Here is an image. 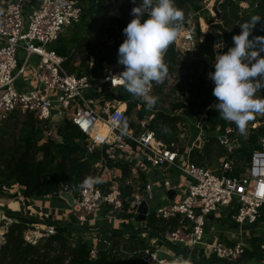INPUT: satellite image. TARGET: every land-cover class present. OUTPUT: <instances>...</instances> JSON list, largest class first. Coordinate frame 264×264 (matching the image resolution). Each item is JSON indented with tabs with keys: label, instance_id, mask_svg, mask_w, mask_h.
<instances>
[{
	"label": "built area",
	"instance_id": "1",
	"mask_svg": "<svg viewBox=\"0 0 264 264\" xmlns=\"http://www.w3.org/2000/svg\"><path fill=\"white\" fill-rule=\"evenodd\" d=\"M81 12L78 0H7L3 6L0 2V125L10 118L30 115L41 129L39 144L47 140L61 143L59 128L65 121L81 134L82 138L74 142L83 143L86 153L94 156L87 178L77 189L64 185L52 194L61 197V193H66L71 197L68 224L86 223L101 206L121 216L126 223L140 222L136 220L139 207L142 202L148 206L153 184L159 183L167 193L178 194V186L168 173V169L173 168L187 179L186 189L177 198L161 202L152 212L156 218L168 222L161 235L174 247L183 246L185 256L179 260L162 255L156 245L157 239L152 237V241L140 249L139 261L142 264H178L179 260L187 264L193 261L194 254L206 247L217 258L237 261L249 245L244 240L206 241L203 236L205 222L208 215L229 207L231 220L237 225L256 223L264 206V136L258 141L259 148L242 167L240 177L229 175L234 167L233 155L218 158L216 173L192 162V152L196 149L200 152L209 136L204 134L205 129H211L206 121L208 107L195 114L185 108L171 111V105H187L190 94L187 84L199 76L182 83L181 71L177 74L167 71L161 87L165 91L173 81L174 89L162 109L179 117V121L175 141L164 143L149 128L153 112L146 111L139 117L140 98L120 100L119 96L125 95V87L119 79L111 78L121 72L103 68L102 73L95 76L91 72V59L88 68L78 75L68 70L64 64L66 58L55 51L54 45L61 33L80 20ZM173 45L177 62L192 60L198 51L196 26L193 28L187 23L181 26ZM164 62L167 69L177 66L167 60ZM31 64L36 84L20 88L17 80L29 71ZM210 73H205L203 80L206 88L214 87ZM157 85L153 82L149 94ZM129 101H137L138 109L133 108L135 113L131 115L130 112L126 118ZM215 103L217 100L213 96L210 105ZM255 116L260 117L255 122L249 121L245 134H241L236 125L226 128L232 137L216 134L228 153L234 146L240 147L239 140H247L252 129L264 125V114ZM189 117L199 119L194 123ZM203 121L206 122L204 127ZM190 122L194 124L195 133L190 129ZM214 131L219 132L220 127L216 126ZM148 169L158 173L157 178L149 180L145 174ZM149 213L148 207L142 223L146 224ZM12 221L17 222L16 219ZM43 232L45 236L55 235L56 229L46 225ZM91 255L94 256V250ZM259 264H264V257Z\"/></svg>",
	"mask_w": 264,
	"mask_h": 264
},
{
	"label": "trees",
	"instance_id": "2",
	"mask_svg": "<svg viewBox=\"0 0 264 264\" xmlns=\"http://www.w3.org/2000/svg\"><path fill=\"white\" fill-rule=\"evenodd\" d=\"M78 1L82 10L80 20L71 27L69 33L61 36L54 45L58 55L66 58L64 64L70 72L74 70V67L71 66L74 51H81L80 48L91 41L92 29L99 20L106 21L111 18L125 28L133 18L131 9L134 5L131 0ZM202 1L175 0L176 6L184 13L181 26H184L189 20L188 12L190 9L195 13L196 18L202 17L207 22L212 19L210 11L200 6ZM253 16H261V19L254 27L252 36H264V0H257L255 7L248 13H237L233 24L228 28L221 29V37L215 33L201 34L199 27L196 26L198 51L205 54V61L211 62L215 58L213 46L218 37L222 39L225 44L224 50L227 51L232 46V36L240 32L239 25L250 20ZM217 28L220 29L221 27L217 25ZM102 60L95 61L91 67L93 75L97 76L102 73L104 68ZM164 60L169 61L171 65L177 63L173 43L164 53ZM87 68L88 64L82 61L76 74L79 75L81 70ZM205 76L206 74H201L187 84L190 93L187 105L172 104L171 111L185 108L196 114L208 107L206 121L210 124L211 129L214 130L216 126H219L220 131L217 133L232 137V133L226 132V128L235 124L218 115L214 108L216 103L210 105L213 98L211 94L213 88L204 87ZM261 95L264 96V89L261 90ZM124 97L126 98V95L119 96L122 101L126 100ZM140 104L138 115L141 118L146 113V103L141 101ZM136 105L137 101L128 102L126 118ZM178 121L179 117L171 116L169 111L161 109L150 120L149 128L155 131L159 139L169 144L175 141ZM12 125L11 118L0 125V193L13 195L20 190L25 199L52 195L64 185H72L77 189L80 183L87 178L94 156L86 153L83 143L74 142V139L82 138V136L71 123L65 121L59 128V133L63 138L61 143L47 140L41 144H39L41 129L30 115L24 116L18 133H14V126ZM252 130L248 139L245 141L240 139V147L234 146L231 153H228L227 149L219 143L216 135L209 134L201 151L196 149L192 152V162L198 165L211 166L218 158L223 156L231 158L233 155L235 158L233 159L234 167L229 175L240 177L242 166L249 161L251 153L259 148L258 141L260 137L264 136V125ZM7 136L11 139L10 144L5 143ZM124 174H127V169H124ZM7 214L14 216L17 222L12 221L7 224L3 239L0 240V264H142L139 261V251H129L126 254L115 246L94 250L89 243L81 238H77V241L71 244L69 237H71L74 228L70 225L48 223L55 227V235H49L46 238L41 237L37 241L27 240L24 238L23 231L28 225H32L36 221L20 215H12L9 212ZM258 220L264 221V206ZM167 223L156 218L155 214L151 212L146 227L163 234ZM2 225L3 223H0V226ZM147 236L152 237L151 235ZM129 239H136V236L130 235ZM156 242L161 245L159 240ZM261 242L260 238H251L249 241L251 249H246L242 257L235 262L217 258L212 253H210V262L211 264H240L253 257L261 261L264 257V249L260 248ZM139 243L140 248L147 245L143 240H140ZM93 250L94 256L91 255Z\"/></svg>",
	"mask_w": 264,
	"mask_h": 264
},
{
	"label": "clouds",
	"instance_id": "3",
	"mask_svg": "<svg viewBox=\"0 0 264 264\" xmlns=\"http://www.w3.org/2000/svg\"><path fill=\"white\" fill-rule=\"evenodd\" d=\"M132 19L123 28L117 63L123 66L119 79L127 92L141 98L150 109L157 97L150 95L153 82L160 84L167 75L164 53L174 43L184 18L175 0H131ZM146 17V18H145ZM261 16H253L239 25L232 46L215 56L209 79L218 115L236 125L245 134L248 123L264 114V36H252ZM223 48V42L216 44Z\"/></svg>",
	"mask_w": 264,
	"mask_h": 264
},
{
	"label": "crops",
	"instance_id": "4",
	"mask_svg": "<svg viewBox=\"0 0 264 264\" xmlns=\"http://www.w3.org/2000/svg\"><path fill=\"white\" fill-rule=\"evenodd\" d=\"M7 0H0L1 6L5 4ZM33 5V3H32ZM32 64L29 66V71L24 75L20 76L17 80V86L20 88L23 87H34L35 80L32 76ZM134 99L135 96L132 95L129 99ZM124 108V105H121V109ZM162 107H157L156 104L149 109L148 112H153V115L156 111ZM168 173L175 185L178 186V194H181L186 189L187 179L184 175L180 174L177 170L173 168L168 169ZM147 178L149 180H153L157 178L159 175L156 172H153L151 169L146 170L145 172ZM180 192V193H179ZM152 198L149 200L148 207L152 211L158 206L159 203L164 202L166 199H174L178 197V194L174 193L170 196L169 192L167 193L159 183H155L152 186ZM69 202L63 197H55L53 195H45V196H35L31 198L25 199L20 190L13 195L7 193H0V221L5 222L4 224H8L10 220L14 219V216L7 214L9 212L12 215H20L23 217L31 218L36 221L34 225L37 226H46L50 223L56 224H68V220L71 219V215L68 212ZM224 209H228L226 213L217 212L213 215V219L207 221L205 224L203 236L206 241L216 242L223 241L226 243H232L237 240H244L249 245V249H251L249 241L253 237L260 238L261 245L260 248L264 249V221H257L253 225H237L233 220H231L229 207ZM261 213V211H260ZM260 215V214H259ZM225 216V217H223ZM142 222V221H141ZM49 223V224H48ZM78 224L72 232L81 233L84 235L81 239L85 242L89 243V245L94 249L100 248H110L115 246L122 250L124 253H129V251H140V240H143L144 243L149 244L152 241L147 236H136V239L130 240V235H117L114 234V231H122L124 229H140L147 228L146 224H142V226H135L134 223H126L121 216L109 212L105 206L99 207L93 216L85 223ZM71 225V224H68ZM4 226V225H3ZM83 227L86 230H90V232H83L78 230L76 227ZM6 227V226H5ZM43 230V228H40ZM33 233V231H31ZM150 239V240H149ZM159 251L162 255H166L168 258L178 257L179 260L183 258L182 255L173 252L170 248H168L165 244H158ZM179 250H182L181 247H176ZM248 249V250H249ZM183 251V250H182ZM210 253L211 249L206 247L202 249L201 252L194 254L193 261L187 264H211L210 262ZM177 261L178 264H183L182 261ZM207 261L209 263H207ZM260 260H256L254 257L248 261L241 262L240 264H259Z\"/></svg>",
	"mask_w": 264,
	"mask_h": 264
},
{
	"label": "rangeland",
	"instance_id": "5",
	"mask_svg": "<svg viewBox=\"0 0 264 264\" xmlns=\"http://www.w3.org/2000/svg\"><path fill=\"white\" fill-rule=\"evenodd\" d=\"M212 2H213V0H203L200 3V6L202 8H206L209 10L211 5H212ZM256 2H257V0H231V1H228V0L224 1L223 0L219 5L220 19L217 20L215 15L212 12H210L212 15V19H210V21H208V22L202 17L196 18L195 13L190 9L188 12L189 20L187 21V25H189L190 27H193V28L195 26H198L199 32L201 34L217 33V35H220V37H221V35H222L221 29L222 28H224V29L228 28L231 24H233V22L235 21V17L237 15V13L243 14V13H248V12L252 11V9L255 7ZM217 25H219L221 28L220 29L217 28ZM186 28H188V26ZM122 30H123V27L121 25H119L118 23H116L115 21L111 20V18H108L106 21L99 20L97 22V24L92 29V34H91V38H90L91 41L85 43V45L82 46V48H80L81 51L75 50L73 53L74 58H73V61L71 63V66L74 67L73 73L76 74L77 70L80 69V64L82 61H85V63L90 65V62L92 59V63H93L92 65H94L95 61L102 60V58H104L102 60L103 61L102 65L104 68H109V69H113V70L122 72L123 66H121L117 63L118 46L124 40ZM69 32H70V29L67 28L61 33V35L63 36ZM221 41H222L221 39H218L214 42V49L216 51V53H215L216 55L219 53L225 52V50H224L225 46H223V48H221V49H217L215 47V45L220 43ZM205 58H206V56L204 53H199V51H197L196 56L192 57V60H189V58H188V60L184 59L182 61H178L176 63L177 66H174L172 68L170 67V69H168V71H170V73H175V74H177L179 71H181V74H180V76L182 78L181 82L182 83L184 81L186 82V80H188L190 77H194L195 75L200 76L201 74H205L207 72H213L214 71L213 70L214 69L213 63H215V58L213 60H211V62H209L208 60L205 61ZM210 65H212V66H210ZM205 66H206V68H204ZM81 72H83V70H81ZM161 85H162V83L158 84L154 88L153 92L150 94L152 96L157 97L156 108L157 107L158 108L159 107H165V104L167 102V98L169 97L170 92L174 89V86H173L174 82L173 81H170V84H168L165 87L166 88L165 91L163 90ZM124 94L126 95V98L124 97L126 100H129V98L132 97V94L127 92L126 89L124 90ZM141 101H143V100L140 98V102ZM140 107H141V104H140ZM140 107H138V108H140ZM138 108L136 105L135 109L137 110ZM135 109H132V111L130 113L131 115L135 113V111H136ZM145 109H146V111H149V108L147 106ZM24 116L25 115H21V116H16L14 118H11V122L13 123L12 126H14V128H13L14 133H18V130L21 126L20 124H21ZM259 117L254 116V119H252L250 122L251 123L255 122L256 120L259 119ZM262 117H264V116H262ZM189 118H192V117H189ZM197 119H199V117L192 118L191 120H193V122H194ZM205 124H206V122L203 121L202 126L204 127ZM189 126H190L191 131L195 133L194 124L190 122ZM204 134L216 135L217 132H215L213 129H205ZM5 139H6L5 143L10 144L11 139L8 136ZM206 167H208L210 170H212L215 173L218 172V169H219L218 160L215 161L213 163V165L206 166ZM174 183H176V181H174ZM148 203H149V200H148ZM160 204L161 203H159L158 206ZM150 210L152 212L151 208H150ZM227 211H228V209H221L219 212L226 213ZM223 217H225V216H223ZM0 223H3V222L0 221ZM4 223H3L4 226L3 225L0 226V240L3 239V234L5 233L6 227H7V225ZM142 224H143L142 222H137V223L135 222L134 223L135 226H139V225L142 226ZM66 225H68V224H66ZM83 225L85 226L86 224L84 223ZM70 226L75 227V225H70ZM40 228L41 227L34 225V224L28 225L27 228L23 231L24 238L27 240H31V241H37L41 237L46 238L47 236H45V233ZM31 231H33V233H31ZM145 236H147V235H145ZM82 237H84L83 234L73 231L71 233V237H69V242L71 244H74L77 241V238L79 239ZM176 247L184 248L180 244L176 245ZM207 263H209V262L207 261Z\"/></svg>",
	"mask_w": 264,
	"mask_h": 264
},
{
	"label": "water",
	"instance_id": "6",
	"mask_svg": "<svg viewBox=\"0 0 264 264\" xmlns=\"http://www.w3.org/2000/svg\"><path fill=\"white\" fill-rule=\"evenodd\" d=\"M223 0H213L212 5L210 7V12H212L216 19L219 20L220 19V11H219V5ZM217 34V33H215ZM173 194L172 191H169V195L171 196ZM61 197L65 198L69 204L72 203V199L71 197L66 194V193H61ZM139 215L137 216L136 220L137 221H145L146 219V214L148 211V206L145 202H142V204L139 207ZM207 219L212 220L213 219V215L210 214L207 216ZM208 220H206L205 224L207 223ZM78 228V230L83 231V232H90V230H86L83 227L79 226L76 227ZM114 234L117 235H151L153 236L155 239L159 240L161 243L165 244L168 248H170L173 252L178 253L182 256H185V253L182 250L177 249L176 247H174L173 245H171L169 242L166 241V239L159 233H157L154 230L148 229V228H140V229H129V230H122V231H114Z\"/></svg>",
	"mask_w": 264,
	"mask_h": 264
},
{
	"label": "bare ground",
	"instance_id": "7",
	"mask_svg": "<svg viewBox=\"0 0 264 264\" xmlns=\"http://www.w3.org/2000/svg\"><path fill=\"white\" fill-rule=\"evenodd\" d=\"M40 227H41V228H44L45 226L42 225V226H40Z\"/></svg>",
	"mask_w": 264,
	"mask_h": 264
}]
</instances>
